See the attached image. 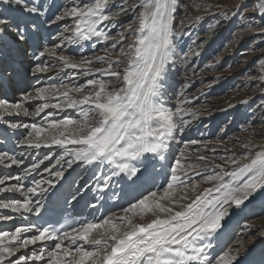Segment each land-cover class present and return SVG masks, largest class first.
I'll return each mask as SVG.
<instances>
[{"label":"snow or ice","instance_id":"snow-or-ice-1","mask_svg":"<svg viewBox=\"0 0 264 264\" xmlns=\"http://www.w3.org/2000/svg\"><path fill=\"white\" fill-rule=\"evenodd\" d=\"M109 7L110 0H90L48 15L44 0H0V91L18 86L21 57L34 62L30 69L33 75L52 70L42 59L50 57L58 60L63 68L99 72L102 77L88 79L80 86L36 87L32 92H24L18 104L0 101V119L5 114L38 116L49 108L76 109L80 117H45L44 124L11 125L14 129L21 126L30 129L19 141L20 145L35 149L56 146L63 151L51 167H44L51 178L33 180L28 188L20 183L45 161L53 159L45 155L27 168L23 176L15 177L16 184L0 187V193L22 192L24 196L22 200L0 201V209L40 216L44 204L34 197L58 200L63 195L66 173L77 163L97 168L110 165L107 173H100V182L96 185V190L102 193L114 177H126L138 192L119 214L107 215L98 222L39 228L29 224L16 227L13 232H0V264H28L29 261L32 264H243L241 250L247 244L242 238L235 239L233 246L215 257L209 251L214 247L213 240L219 241L228 235L229 222L234 216L244 212L257 196L264 197V145L244 143L247 150L244 155L225 161L232 165L231 171L224 164L200 168L186 163L190 158L189 144H185L178 156L172 155L170 149L177 134L189 123L184 117L196 115L191 108H185L186 101L168 107L165 99L170 68L176 58L173 22L177 0H140L129 8L122 7L119 13L106 11ZM128 11L135 13L136 18L118 38L110 37L100 27ZM68 18L74 24L59 33L61 44L49 47L45 43L47 27ZM66 32L71 34L65 35ZM126 33L132 34L131 40ZM93 37L112 40V50L79 61L59 52L63 42L78 43ZM118 44L122 46L117 52ZM94 62L104 63L106 67L93 68ZM104 76L112 79H103ZM57 94L63 101L49 103L50 97ZM32 100L44 103L30 113L24 102ZM153 159L166 162L167 172H157L150 164ZM198 159L207 158L201 155ZM5 160L13 165L23 164L22 159L0 152V164ZM193 171L197 175L211 171L212 174L203 177V182L211 186L198 191L199 183L190 182V177L185 179ZM160 176L164 177L163 183L158 181ZM6 179H0V185ZM80 191L77 187L75 193L68 195L75 201ZM112 199L120 197L114 194ZM0 219L11 220L12 216ZM247 227L249 231L256 228L255 225ZM33 230L36 234L22 239V234ZM259 232L264 237V226ZM44 241L55 242L51 251L41 249L14 262L8 259L21 248ZM12 242L18 246H11ZM260 264H264V257Z\"/></svg>","mask_w":264,"mask_h":264},{"label":"rangeland","instance_id":"rangeland-1","mask_svg":"<svg viewBox=\"0 0 264 264\" xmlns=\"http://www.w3.org/2000/svg\"><path fill=\"white\" fill-rule=\"evenodd\" d=\"M63 1H64V7L73 6V3L72 4L69 3L70 0H63ZM117 1L118 4L113 9L111 10L109 9L108 12L119 13L122 7L128 8L130 5H134L135 1L137 0H110V6L115 5ZM200 1L203 2L206 1L208 3H212V0H200ZM232 1L235 0H228L227 5L223 6V8L218 9V11L217 10L205 11L203 13H200L201 8H198L194 0H186V1L179 0L177 2V9H176L179 15L178 14L175 15L174 13L175 19L173 24H175V28L177 29L181 28V26L184 25L183 21L186 19L190 20V24L199 25L201 23V20L204 21L208 20L209 17L214 15L213 13H217V12L219 13L221 11L219 14L216 15L217 17L226 14L224 17H220V19H218L217 21H216L217 17H215V21L209 25L211 27L209 30L206 29L204 25L203 27L200 28L201 34L200 36L197 37V39H195V42L198 43L204 40L205 38H207V42L204 44L203 48L201 43L196 45V47H192V46L189 47V45L188 46L186 45L184 47V49L182 50L183 58L184 56H186V53L189 49L191 52L195 50V48L196 49L201 48V50L196 52L195 56L191 61L184 63L186 67L189 68L190 70L186 68L187 70L185 72L175 73V74H174V70L170 72V75H174V76L170 78L169 81L170 86L168 89L167 96L165 97L166 101L168 102L167 106L169 107H173L177 105L181 100L186 101L184 105L185 108H191L193 106L197 107L195 110L193 109L196 115L199 112H208L214 106L221 107L216 115H214L213 111L208 114L199 115L198 120L202 118L200 120L199 125L195 124L196 121L194 119L188 121L189 123L184 127L183 132L177 134L176 140L173 142L171 146L170 152L174 156H178L179 151L184 149L185 144L190 145V158L194 156L199 157L201 155L205 156L207 159L204 161H201L197 158L199 160V162H197V165H199L200 168H206L209 164H224L226 168L232 169V165L225 163V161L233 157L238 159L242 155H244L245 152L247 151L243 147L244 143L251 142L255 145H264V37H260L259 39L255 40V38L258 35L264 33V28H260L264 26V8L261 7L262 4L259 2V0L257 1L242 0L239 3V7L237 8V10L231 12V10H233L237 6V4L234 5ZM77 2L79 4H83L90 2V0H77L74 3ZM129 14H133V13L128 11V13L126 14L121 13L117 17H124V16H128ZM197 17H199V19H197ZM260 17L261 19H259ZM73 24L74 21L71 19L70 22L62 25L59 31L56 29L57 33L55 35L58 37L59 33L63 31L62 29H64V27H69L72 26ZM231 26H233V28H230ZM100 27L104 31H106L110 37L113 38H118L119 33L123 32L122 30H118L116 26L115 27L108 26V24L106 26L103 24ZM228 27H229V31L227 36L220 38L221 37L220 34L222 33V31L224 32ZM216 30L217 32L214 33ZM208 31H210V33H207ZM191 33L192 31H189L188 33L183 35L184 39L180 37L179 41L182 39L181 43H183L184 40L186 42V40L191 35ZM196 33L197 32L192 34V36L195 35ZM211 42H215L217 44V47L214 50V52L209 55H205L204 58L203 56H201V59L200 58L198 59L199 62L195 63L194 62L195 58L198 55L202 54L204 48L208 47ZM219 42L220 45L218 44ZM60 43L61 41L57 39V43L50 45V47H54ZM112 43H113L112 40L104 41L102 38H100L97 42L96 41L90 42L88 44L87 49L84 52V55L82 54L83 59L94 58L95 56L104 55L106 51L112 50L111 49ZM65 44H67V42L62 43L61 47H63V50ZM119 45L120 44L117 45V48L115 50L117 52L119 51L120 48ZM70 46L73 45L71 44ZM61 51L62 50L60 48L59 52L63 54V52ZM191 52L189 53L190 55L188 54L187 56H191L192 54ZM65 54H67L69 57H72V54H70V52H67ZM80 57L81 55L79 56L76 55L74 57L75 59L73 60H77ZM177 64L178 61L175 59L174 65L177 66ZM92 67L104 68L106 67V65H102L101 62H94ZM29 68L31 69L32 67L29 66ZM30 69L28 76L36 77V75H33ZM68 69L70 68H64V70H59V67L52 68V70L48 72L51 73L50 76L51 78L49 77V79H52L54 77V74L57 73V75H61L62 71L66 72ZM100 78L102 77L101 74L98 72L97 76L94 79H100ZM201 78L206 79L205 81L208 84L205 83L204 84L205 86L200 84V81L198 80ZM215 78H222V79H218V81L217 80L214 81ZM223 78L226 79L230 78V82L224 83ZM103 79L108 80L112 78L108 76H104ZM67 80H65V83ZM65 83L62 82L61 84L65 85ZM32 84L31 86L26 88V92H32L34 90ZM50 84H56L57 86L61 85L55 81L51 82ZM83 84H85L84 81H82L76 86H80ZM48 85L49 84L45 83L44 87ZM24 92L25 90L22 93L21 92L18 94L14 93L15 98L14 99L12 98L10 102L12 103V101L15 102L14 100L20 99V94H23ZM181 93H183V95H181ZM187 95L191 97H187ZM6 99L9 100V98ZM35 101L38 102V100ZM247 101H249V103H246ZM30 102L31 101H28L26 103H30ZM32 103L34 102H31V104ZM39 104L35 103L34 105H39ZM238 105H240V107L243 105V110H242L243 112L242 111L240 112L239 110L236 109ZM49 109H56V108H49ZM49 109H45L44 112H47ZM64 109H65L64 111L68 110L72 113L74 111H78L76 109H68V108H64ZM13 115L15 119L22 118L21 116L22 114L21 115L13 114ZM218 115L221 116L218 118ZM191 116L186 115L184 119H187ZM26 117L27 116L24 117V120L25 119L30 120L29 118L30 116H28L27 118ZM35 117H39V116H35ZM70 117L74 118L73 116ZM75 118L79 119L80 117L79 118L75 117ZM21 123H23L22 125H25V122H21V121H19V123L17 124L21 125ZM4 128L7 129L8 126ZM10 129H7V132L9 130L10 135L11 133L15 135L16 132H22L21 130H24L23 131L24 138L27 136L29 132V129H26L22 126L15 129L11 127ZM202 129H206L205 134H201L203 131ZM195 131L197 132L196 135L194 134ZM186 132L187 134H189L187 138H186ZM192 141H196L197 143L192 144L191 143ZM14 143L16 145H20L19 141L17 142V140H15ZM25 147L27 146L20 145V147L19 148L17 147V149L23 150ZM59 152H60V148L57 147L54 151L55 154H53V159L51 161L55 160ZM24 154L22 155V157L20 158L17 157L16 159L18 160L23 159ZM221 157H223L224 159H221ZM39 159H42V157H40ZM7 162H9V160H5L4 163ZM190 162L191 161L189 159L186 161V163L188 164ZM24 164H26V162ZM105 165L103 166V168L105 167ZM30 166L31 164L28 167L25 166L23 167L24 169H27ZM18 167H22V165L21 164L13 165L9 163V165L6 166V164H0V170L2 169L4 171L6 169H16ZM100 167H102V165ZM159 168L160 166H158V170L161 171V169ZM94 169L96 170V166L95 168H92V170ZM92 170H89L90 172H87L82 177V180L84 181L83 184L85 186L91 183H92L91 185H93L94 182L100 180L99 179L100 173H98L97 175H99V178L97 176L96 178L98 179H96V181L93 182V178L96 175L95 173L92 172ZM193 172H190L192 174L189 173L190 182H195L200 184V189H198V191L202 190L204 187L211 186L203 182L204 175L212 174L211 171L206 173L202 172L200 175H197V173L195 172L193 173ZM89 173H91L92 175L91 174L88 175ZM82 174H84V171H82V173L79 176H82ZM1 176L3 177V175ZM1 176L0 178H2ZM79 176L77 178H79ZM189 177L186 179H189ZM77 178L76 177L74 178L75 185H77L76 183V180H78ZM163 179L164 177L162 176V181ZM10 182L11 180L5 181V184L0 185V187H6L9 185ZM75 185L74 187H76ZM19 193L21 192H3L0 193V195L12 194L14 196V195H18ZM124 198L126 199V200L124 199L125 201L127 202L129 201V196H125ZM121 209L122 208H116V210L113 212L109 211L107 215L119 214L121 212ZM249 210L250 211H247L245 209V211L240 213L238 216H234L235 220L233 222H230L231 233L229 232L230 235V236L228 235L229 239L224 238L220 245V248L217 247V245L215 244L216 241L213 240L214 247L209 251L210 256L215 257L216 255L220 254L223 250H226L227 247L233 246L235 239L242 238L246 241L247 248L241 250V258L245 260L250 258L248 254L250 245L257 244L258 240L261 237L259 228L261 226H264V202L262 203L261 196H257L256 199L252 202V204L249 205ZM12 221H13L12 219L0 220V226L3 224L9 225L12 223ZM248 225H255L256 228L249 231L247 227ZM26 226L28 225L21 224L18 226V224L15 225L13 224L9 227V229L0 230V232L2 231L13 232L16 227H26ZM33 234H34L33 232L24 233L22 234V239L29 238ZM11 246H18V244H16V242L14 243L12 242ZM40 250L41 249L37 248L36 245H29L28 248H21L20 251L15 254V256L9 257L8 259L14 262L16 259H19L21 256H30L33 252H38ZM261 252L262 250H260V253ZM42 263L45 264V262H36V264H42ZM28 264H32V262L29 261Z\"/></svg>","mask_w":264,"mask_h":264},{"label":"bare ground","instance_id":"bare-ground-1","mask_svg":"<svg viewBox=\"0 0 264 264\" xmlns=\"http://www.w3.org/2000/svg\"><path fill=\"white\" fill-rule=\"evenodd\" d=\"M75 1H77V0H70L69 3L70 4H72V3L74 4ZM178 1L179 0H177V2ZM184 1H186V0H184ZM227 1L228 0H223V1H221V0H212V3H208L206 1L203 2V1H200V0H194L195 4H197L198 8H201L200 9V13H203L205 11H216V10L218 11V9L223 8V6L227 5ZM241 1L242 0L232 1L233 4L234 5L237 4V6L233 10H231V12H234L235 10H237V8L239 7V3ZM255 1H257V0H255ZM78 2H80V1H78ZM139 2H140V0H137V1H135L134 4H138ZM221 2H222V4H221ZM259 2L261 4H264V0H259ZM44 3L46 5V7L49 9L48 15L59 14V11H62V8L64 7V1L63 0H44ZM117 4H118V1L115 3V5H113V6L111 5L109 7V9L110 10L113 9ZM125 7H128V6H125ZM109 9H107L106 11H109ZM129 12H132V11H129ZM219 13L218 12L217 13H213L214 15H212L211 17H209L208 20H206V21L201 20V23L199 25L190 24V20H187V19L183 21L184 22V25L181 26V28H179V29L175 28V24H173L174 31L176 32V35L174 36V42L176 44V58L175 59L178 61V64H177V66H175L173 64L172 67H174V68L171 67L172 69H170V72L174 70V74H175V73L185 72L187 69H189V68L186 67V65L184 63L191 61L193 59V57L195 56L196 52L200 51L201 48H197V49L195 48V50H193L192 52L189 49L187 51V53H186V56H184V58L182 56L183 55L182 54V50L184 49V47L186 45L187 46L189 45V47L190 46L196 47V45H198L200 43L202 44V48H203L204 44L207 42V38H205L204 40H202V41H200L198 43L195 42V39H197V37L200 36V34H201L200 28L203 27V25H204V27L209 30L211 28L209 25L212 22L215 21V17H217L216 15L219 14ZM176 14L179 15V13L177 11H175V15ZM222 14H224V13H222ZM225 15H222L220 17H224ZM220 17H217L216 18V21L218 19H220ZM135 18H136V14L133 13V14H129L128 16L117 17L113 22H111V23L105 22L104 25L106 26L108 24V26H114V27L116 26L118 30H122L124 32L125 29L127 28V25L133 23V21L135 20ZM180 19H181V17H180ZM259 19H261V17ZM70 20H71V18H68L65 21H61V22H58L55 25H51V26H48L47 27V32L45 33V37H46L45 43L46 44L49 43V45H48L49 47H50V45L57 43L58 37L55 35L57 33V30L59 31L61 29L62 25L67 24L68 22H70ZM65 28L66 27H64V29ZM230 28H233V26H231ZM260 28H264V26L263 27H260ZM64 29H62V30L64 31ZM189 31H192L191 35L188 37V39L186 40V42L184 40V42L181 43V40L184 39V36L183 35H185ZM228 31H229V27L224 32L222 31V33L220 34V36H221L220 38L226 37L227 34H228ZM195 32H197V33L192 36V34H194ZM216 32H217V30L214 33H216ZM207 33H210V31H208ZM70 34L71 33H69V32H66L65 33V35H70ZM126 35H127L128 39L131 40L132 34L131 33H126ZM180 37H182V39L179 41ZM260 37H264V33L261 34V35H258L255 38V40L259 39ZM99 39L100 38L93 37L92 40H89V41H79L78 44L77 43H67L64 46V50H63V47H61V50H62L61 52H63V54L65 56H68L65 53L70 52V54H72V57H71L72 59H75L74 57L76 55H78V56L81 55V57L77 59V60H81V59H83L82 54L84 55V52H85V50L88 47V44L90 42H93V41H96L97 42ZM71 44L73 46H70ZM218 44L220 45V42ZM121 46L122 45L120 44L119 47H121ZM216 47H217V44L215 42H211L209 44V46L206 47V48H204V50L202 51V54L203 55L202 54L198 55L195 58L194 62L195 63H198L199 62L198 59L199 58L201 59V56H203V58H204L205 55H209V54L213 53L214 50L216 49ZM29 51H30V49H29ZM190 52L192 53L191 56H187ZM24 59H25L26 65H29L30 67H34V62H30V58H27V59L24 58ZM43 59H44L45 63H48V65H49V67L51 69L52 68H55V67H59V70H64L63 65L58 60H56L54 58H50V57H45ZM84 59H86V58H84ZM179 60H180V62H179ZM102 65H106V64L102 63ZM97 73L98 72L87 73V72H85V70L80 69V68H77V69L70 68L66 72L65 71H62L61 72V75H57V73L54 74V77L52 79H49V77L51 76V73H48V75H47V73H44L42 75L36 74V77H34V76L33 77L32 76L29 77L27 75L26 82H25V86L23 88V91L25 90V92H26V88L29 87V86H31L32 82H33V84H32L33 89H35L36 87H44L45 83L46 84H50L53 81L57 82L58 84H61L62 82L65 83V80H67L68 78L69 79L66 81L65 85H68L70 87L73 86V85L76 86L79 83H81L82 81H84L85 84H86L87 80L88 79H94L97 76ZM58 74H59V72H58ZM173 76L174 75H170L169 76V80H168L169 86H170V83H169L170 78H172ZM218 79H222V78H215L214 81H216V80L218 81ZM205 80L206 79L201 78L198 81H200V84L204 85L206 83ZM223 80H224V83L230 82V78L229 79L223 78ZM223 80H221V81H223ZM231 81H233V80H231ZM206 84H208V83H206ZM13 93H15V94L17 93L18 94V93H20V91H19L18 88L15 87L13 89ZM2 94H3V91H0V101L6 100L8 102V104H10V105H12V104H18V103H21V101H22V95L23 94H20V99H18V100L16 99V100H14L15 102L12 101V103L10 102V100H7L4 96H2ZM169 94H170V92H169ZM57 95L54 96V97H50L49 103L55 104V103H58V102H62L63 101V98L62 97H59V95L58 96ZM187 97H191V96L187 95ZM12 98L14 99L15 96L13 95ZM31 102H34V103L31 104ZM31 102L30 103L24 102V107H26L30 113L35 112L36 111V108L40 104L44 103V101H40V100H38V102L35 101V100H32ZM35 103L36 104L37 103L38 104L40 103V104L39 105H34ZM246 103H249V101H247ZM196 108L197 107H194V106L191 107L192 110L193 109L195 110ZM220 108L221 107L214 106L208 112H199V113H197V115H193V116L190 115L191 117H189V118H187L185 120L186 121H191L192 119H194L196 121L195 124H198L199 125L200 120L202 119L201 118V119L198 120L199 115L208 114V113H211L212 111L214 112V115H216L218 113V111L220 110ZM236 109L241 112L243 110V105L241 107H240V105H238ZM64 110L65 109H49L47 112L40 113V115H38L39 117H35V116H31L30 115L29 118H30L31 122H30L29 119H25L24 120V117H25L24 115H21L22 118L15 119V117H14L13 114L12 115L5 114L4 117H3V119H0V129H3L4 127H7V126H8L7 129H10L12 124H17V123H19V121L25 122V124H32V123L44 124L46 122L45 121V117H48V119H53V118H55V119H63L66 116H69V117L70 116H73L74 118L75 117L79 118L78 117V115H79L78 114V111H74L72 113V112H70L68 110L67 111H64ZM49 113H52V115L51 116H48ZM220 116L221 115H218V118ZM195 118H197V119H195ZM22 124L23 123H21V125ZM202 130L203 131H202L201 134H205L206 129H202ZM21 131L22 132H16L15 135H13V133H11V137L14 138V142H15V140H18L19 138L20 139L18 141L24 139V137H23V133H24L23 131L24 130H21ZM29 131H30V129H29ZM0 133L3 134L1 131H0ZM8 133L10 134L9 130H8ZM196 133L197 132L195 131L194 134L196 135ZM188 135L189 134H187V132H186V138H187ZM56 148H57L56 146H53L50 149L49 148H46V147H41L39 149L25 147L23 150H19L16 147L15 150H10L8 152V154H9V156H13L15 158H17V157L20 158L25 153L22 160L24 161V163L25 162L26 163L27 162H30V164L32 165L33 163H38L40 160H42L45 155H48V156L53 157V154H55L54 151H55ZM7 149H8V147H7ZM62 151L63 150L60 149V152H59L58 156L62 153ZM40 157H42V159H39ZM197 158H198L197 156H194V157L189 158V160L191 161L189 164H195V163L197 164V162H199V160ZM154 161H156V162H154ZM9 163H11L10 160H9V162L4 163V164H6V166H7V165H9ZM24 163L21 164L22 167H18L16 169H6L5 171L1 169L0 170V174L3 175V177L0 175L2 177L0 179L8 178V179H6V181L11 180V182L9 183L8 186H10L12 184H16L17 181L14 178L17 177V176H23L24 175V172L26 170L23 167V166H25ZM54 163H55V160L54 161H46V163L44 162V164L41 165L40 168L36 172H34L31 175H29L27 178L32 179V180H40L42 178H51V177L48 176V173L44 171V167L45 166L51 167L52 164H54ZM150 164L155 167V169H156L157 172H160L158 170V166H160L159 169H161V171H163V172H167V170H168V167L166 165V162H160L158 160L153 159V160L150 161ZM162 164H163V168H162ZM93 167L94 166L85 165L83 163H77L76 165L73 166L72 169H70L68 171V173H66V178L69 177L71 179V181L74 182V178L75 177L77 178L82 173V171H84V174H82V176H79V178H77L78 180H76L77 185H75L76 187H74L75 192H76L77 186H79V183L82 180V177L87 172H90L89 170H92ZM109 167H110V165H107V168H105V170H103V171H102V167H99V168L96 167V170L94 169V170H92V172L95 173V175H97L98 173H101V172L107 173ZM227 170L231 171L232 169L227 168ZM190 174H192V173H190ZM121 176L124 177V174H121ZM188 177H185V179L188 178ZM23 181L24 180L20 181V183H23ZM158 181L160 183H162V176H161V178L158 177ZM99 182H100V180H97L96 182H94L93 185H91L92 184L91 183V184H88L86 186L84 184L82 186H80V189H81L80 195H81V197L88 195L95 202V204H94L95 205L94 211L89 210L86 213L87 216H88V221L98 222L100 219H102L101 218V214H102V211H103L102 210L103 204H105V206H110L111 208H113V207L123 208V207H125V202H124L126 200L124 198L125 196H129V200H131V198L133 197L134 194L135 195H138V192L136 191V186L135 185H131L130 181H128L126 177L123 178V179L121 177H114L113 180H112V182H111L110 187L108 189H105L103 193L100 192V191H98V190H96V185ZM88 183H89V181H88ZM8 186H6V187H8ZM31 186H32V184H31ZM45 187H47V185H45ZM25 188H28V187L25 186ZM113 192H116V194L120 197L119 200H113L112 199ZM23 198H24V196H23V193L22 192L19 193L18 195H14V196L12 194H3V195H0V201H2V202H9V201L14 200V199L22 200ZM44 198H42L39 195H37L36 197H34V200L35 199H39L41 201ZM261 201H262V203L264 202V197H261ZM77 203H79V200L77 201ZM74 208H81V207H79V205H75ZM118 210H120V209H118ZM246 210L247 211H250L249 210V206L246 208ZM2 216H12V220L13 221L9 225H4V224L1 225L0 226V230L9 229V227L11 225H13V224L14 225L15 224H18V226H19V225H21L23 223H26V222L31 223V219H32V214L24 213L22 215L20 213L13 212L10 209H0V217H2ZM148 219H151V217H148ZM0 220H3V219H0ZM234 220H235V217H233L230 222H233ZM230 222H229V232L231 233V223ZM33 231H35V230H33ZM228 235H229V233H228ZM228 235L225 236V237H222L219 241H216L215 240L216 241L215 244L217 245V247L220 248V245H221V243H222V241H223L224 238H228L229 239ZM54 243H55L54 241H44V242H38L36 244V246H37V248L45 249L47 251H51L52 248H53V246H54ZM65 243L67 244V241ZM260 250H262L261 253H260ZM248 254L250 256L249 259H246L245 260V259H242L241 258L243 264H260L261 258L264 257V237L261 236L260 239L258 240L257 244L250 245V249L248 251Z\"/></svg>","mask_w":264,"mask_h":264}]
</instances>
